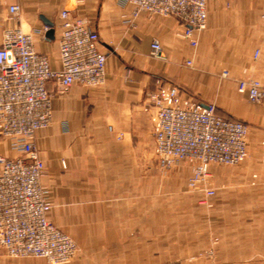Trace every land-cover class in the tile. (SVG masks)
<instances>
[{
  "label": "crops",
  "instance_id": "obj_1",
  "mask_svg": "<svg viewBox=\"0 0 264 264\" xmlns=\"http://www.w3.org/2000/svg\"><path fill=\"white\" fill-rule=\"evenodd\" d=\"M11 5L19 6L16 18ZM62 10L84 18L107 57L101 86L47 84L52 122L35 134L50 220L77 245L68 264H264V102L236 91L244 69L264 82V0H207L206 26L192 35L194 47L174 18H132L125 0H0V46L6 28L30 32L49 22L52 39L34 34L33 47L58 69ZM154 40L159 58L150 55ZM161 84L195 103H214L221 117L247 126L242 170L209 166L217 187L210 208L181 195L186 162L164 175L155 166L147 98ZM0 155H18L1 134ZM0 264L46 262L12 258L0 247Z\"/></svg>",
  "mask_w": 264,
  "mask_h": 264
},
{
  "label": "built area",
  "instance_id": "obj_2",
  "mask_svg": "<svg viewBox=\"0 0 264 264\" xmlns=\"http://www.w3.org/2000/svg\"><path fill=\"white\" fill-rule=\"evenodd\" d=\"M125 2L132 18L139 14L174 18L184 28L181 37L193 47L197 42L192 35L206 26L207 0ZM8 12L16 18L19 6H9ZM59 21L58 69H51L47 56L33 47V35H43L47 26L30 32L20 26L6 28L0 46V134L18 153L15 158L0 155V247L12 258L42 259L47 264H68L77 253L73 240L50 221L52 204L41 183L45 166L35 134L52 122L47 84L61 89L101 86L107 60L98 48V34L84 18L62 10ZM150 55L161 57L158 40L151 43ZM259 56L256 50L253 60ZM247 71L238 80V93L252 103L264 102V82L246 77ZM147 107L154 151L164 167L187 162L198 181L209 164L239 167L249 155L243 122L223 119L213 104L195 103L175 86H157L147 98Z\"/></svg>",
  "mask_w": 264,
  "mask_h": 264
},
{
  "label": "rangeland",
  "instance_id": "obj_3",
  "mask_svg": "<svg viewBox=\"0 0 264 264\" xmlns=\"http://www.w3.org/2000/svg\"><path fill=\"white\" fill-rule=\"evenodd\" d=\"M187 62V61H186ZM186 62H185V65H186ZM188 66V65H186ZM191 66V64L189 65ZM224 72V71H223ZM222 72V73H223ZM221 73V75H222ZM223 77V76H222ZM225 78V77H223ZM241 79V78H240ZM239 80V79H238ZM238 80L236 82V91H237V86H238ZM157 86H160V85H157ZM156 86V87H157ZM161 86H169V85H163L161 84ZM155 87V88H156ZM155 90V89H154ZM153 92V91H152ZM238 92V91H237ZM240 94V93H239ZM249 100V99H248ZM252 103V102H251ZM210 104H213L215 107L216 105L214 103H210ZM218 114V113H217ZM219 115V114H218ZM220 116V115H219ZM221 117V116H220ZM223 118V117H222ZM223 119H226V118H223ZM226 120H230V119H226ZM235 121H239V120H235ZM241 122V121H240ZM248 144V143H247ZM155 145V144H154ZM155 149V148H154ZM154 156H155V166L158 170V172L160 174H167L165 173L166 171L168 170H171V169H178L179 168V163L175 164V165H170L169 167H164L162 165H160L159 161H158V157L156 156L155 154V151H154ZM181 162H184V161H181ZM211 164L208 165L207 167V170L205 171V174H201L200 175V179L198 181H194L195 177H197L196 173L192 170V167L186 162V166L189 168V174L187 176V179H186V186H185V189L181 191V195H192V196H195L196 198V203L198 205H201V206H204V207H207V208H210L211 205H212V200L214 199L215 197V193H216V190H217V187L212 185L211 184V181H210V178H211V174L209 172V166ZM216 165H220V164H216ZM223 166H226V165H223ZM239 166V165H238ZM231 167H237V166H231ZM238 168H240L242 170V167L239 166ZM240 171V170H239ZM242 172V171H241ZM219 189H224L225 188V184H220L218 186ZM210 190L213 191V196H210ZM49 219H50V216H49ZM51 221V220H50ZM60 229V228H59ZM61 230V229H60ZM62 231V230H61ZM67 235V234H66ZM69 236V235H68ZM70 237V236H69ZM71 238V237H70ZM72 239V238H71ZM73 240V239H72ZM215 239L213 240V244L215 243ZM74 242V240H73ZM75 243V242H74ZM77 246V245H76ZM213 246H211L209 248V250L206 252V255L209 256V257H213ZM78 251V250H77ZM27 260H30V261H36L37 259L35 258H25ZM47 264V263H46Z\"/></svg>",
  "mask_w": 264,
  "mask_h": 264
},
{
  "label": "water",
  "instance_id": "obj_4",
  "mask_svg": "<svg viewBox=\"0 0 264 264\" xmlns=\"http://www.w3.org/2000/svg\"><path fill=\"white\" fill-rule=\"evenodd\" d=\"M45 26H47L49 29L47 32H45L46 37L52 39L53 36V25L49 22H45Z\"/></svg>",
  "mask_w": 264,
  "mask_h": 264
}]
</instances>
